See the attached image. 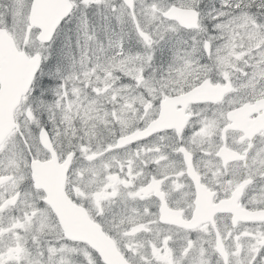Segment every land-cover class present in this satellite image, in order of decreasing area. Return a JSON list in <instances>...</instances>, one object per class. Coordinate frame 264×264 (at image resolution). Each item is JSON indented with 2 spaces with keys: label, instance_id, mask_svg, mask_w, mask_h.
<instances>
[{
  "label": "snow or ice",
  "instance_id": "6c2138e0",
  "mask_svg": "<svg viewBox=\"0 0 264 264\" xmlns=\"http://www.w3.org/2000/svg\"><path fill=\"white\" fill-rule=\"evenodd\" d=\"M0 264H264V0H0Z\"/></svg>",
  "mask_w": 264,
  "mask_h": 264
}]
</instances>
